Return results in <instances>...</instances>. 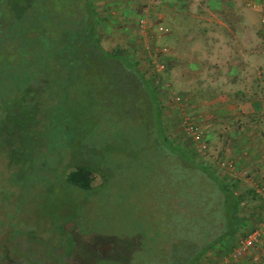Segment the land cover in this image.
<instances>
[{"label": "rangeland", "instance_id": "obj_1", "mask_svg": "<svg viewBox=\"0 0 264 264\" xmlns=\"http://www.w3.org/2000/svg\"><path fill=\"white\" fill-rule=\"evenodd\" d=\"M94 1L101 46L109 53L124 54L135 62L144 79L151 84L161 111V128L168 140L191 158L193 164L214 170L242 198L240 231L208 251L197 264H264V0L220 1L238 4L243 9L238 16L249 27H243L238 42L225 43L218 39L217 42L199 43L195 52L198 53L199 48L205 50L208 58L192 59L202 66L198 73L184 68L183 63L189 58L182 59V56L179 60L177 53H173L177 46L169 38V28L161 21H152L151 15L147 16L151 11H146V2L153 3L152 0ZM197 1L205 3V0ZM130 2L133 8L127 11ZM116 3L119 5H114ZM159 27H164L166 32H160ZM162 48L166 52H159ZM228 49L238 57L231 55L230 60L222 59L221 54ZM228 63H234L238 71L234 69V73H228L223 68ZM161 65L163 70L159 69ZM109 90L108 93L117 96L110 101L116 104L106 103L108 101L101 98L97 112L89 118L90 127L95 129L89 141L98 149H106L102 158L93 161L106 170L105 174L94 175L93 194L85 196L75 192L70 195L61 187L60 176L53 194L47 195L41 190L40 183L33 184L35 191H20L9 182L12 171L9 161L0 156V246L5 250L14 244L17 249H23L31 231L42 241L53 237L54 242L64 240L66 236L56 231L59 226L66 228L64 232L85 234L89 247L81 245L83 250L92 249L99 242L120 239L129 246L136 233L148 230H157L166 236L181 232L178 237L189 240L186 221L181 220L179 224L168 221L170 226L182 224V231L181 227L165 226L162 219L166 215L174 217L175 210L184 213L174 199L178 180L173 177L182 161L164 152L155 159L149 156L160 133L151 125L139 123L145 110L141 93L131 90V94H139L137 103H133L132 96L120 102L118 96L128 91L118 86ZM82 103L80 105L86 107V99ZM196 129L202 133L204 149L202 141H195L192 134ZM102 137L105 142L100 141ZM81 139L74 148L84 145ZM48 155L51 164L55 161L54 155ZM239 159H242L241 164H238ZM229 162L233 163L232 168L223 165ZM182 194V205L190 210L189 195ZM166 200L171 202L164 206ZM165 208L169 213L165 214ZM176 218L180 219L178 214ZM63 219L71 220L64 222ZM255 230L259 231L256 242L239 259L231 261L229 255L236 244ZM175 241L173 238L170 243ZM204 241L198 238L191 244L200 246ZM170 243L161 245L157 240L152 246V257L144 250L134 252L131 254L134 257H128L126 263L161 264ZM103 244H97L95 251ZM123 253L120 247L118 255L123 257Z\"/></svg>", "mask_w": 264, "mask_h": 264}, {"label": "trees", "instance_id": "obj_2", "mask_svg": "<svg viewBox=\"0 0 264 264\" xmlns=\"http://www.w3.org/2000/svg\"><path fill=\"white\" fill-rule=\"evenodd\" d=\"M98 26L94 0H0V156L11 165L9 182L20 191L32 190L34 183H40L41 190L48 195L53 194L54 186H59L56 181L60 176L61 187L70 195L93 194L94 175L106 172L93 161L102 158L106 149H98L89 141L95 130L90 127L89 118L97 112L101 98L106 103L117 99L107 92H111L109 88L118 86L130 93L118 96L120 102L132 96L133 103H137L139 94H131V90L139 92L145 106L139 123L151 125L160 133L150 152L157 149L156 157L164 152L182 161L173 177L178 180L174 199L184 213L175 210L174 217L166 215L162 219L166 221L165 226L181 227L182 231V224L170 226L168 221H178V224L186 221L189 240L178 237L181 232L166 236L157 230H148L136 233L129 246L123 239L97 243L111 245L112 252L105 257L98 256L97 244L92 249L86 248L83 264H127L131 254L143 250L152 257V246L157 240L164 245L173 238L176 241L162 255L161 264H197L208 251L240 231L242 198L214 170L193 164L191 158L172 145L161 128V111L153 87L135 62L124 54L103 49ZM83 99L86 107L80 105ZM80 139L84 145L74 148ZM100 141L106 139L102 137ZM48 154L54 155L55 161L51 164ZM183 192L189 195V201L185 200L190 210L182 205ZM170 202L166 200L164 206ZM165 210V214L169 213L168 208ZM177 214L180 219L176 218ZM56 231L66 236L56 242L88 246L85 234L64 232V226L57 227ZM198 238L205 240L202 245L191 244ZM28 241L42 242L34 231L29 232ZM120 247L124 258L118 255Z\"/></svg>", "mask_w": 264, "mask_h": 264}, {"label": "crops", "instance_id": "obj_3", "mask_svg": "<svg viewBox=\"0 0 264 264\" xmlns=\"http://www.w3.org/2000/svg\"><path fill=\"white\" fill-rule=\"evenodd\" d=\"M152 1L153 3L146 2V11H151L147 16L151 15L153 18L151 19L152 21H161L164 26L169 28V38H171V42L174 46H177V48L175 47V50H173V53H177L176 55L179 60L182 56H184L182 59L189 58V61L183 63V65H185V69L191 72L198 73L202 70L201 64L194 63L192 59L208 58L207 53L204 52L205 50L199 48V52H195L199 43L217 42L218 39L225 43L232 41L238 42L239 38L242 36L241 31L243 27L245 25L249 27V24H245V20L238 16L239 12L243 9L237 6L238 4L236 5L228 1L205 0V3L197 0ZM114 5L118 6L119 3ZM127 7L129 8L127 11L130 10V7L133 8L131 2ZM156 26H158L157 23ZM164 38L166 39L167 37ZM182 46H184V48ZM221 55V58L226 61L232 58L231 55L238 57V55H235V52L230 53L229 49ZM223 68L227 70L228 73L230 71L233 72L234 69L238 71L234 67V63H228V66L226 65ZM241 160L242 159L238 160V164L242 163Z\"/></svg>", "mask_w": 264, "mask_h": 264}, {"label": "flooded vegetation", "instance_id": "obj_4", "mask_svg": "<svg viewBox=\"0 0 264 264\" xmlns=\"http://www.w3.org/2000/svg\"><path fill=\"white\" fill-rule=\"evenodd\" d=\"M153 148L154 146L152 145L151 149L153 150ZM156 150L149 155L152 156V159L156 157ZM101 246L96 249L100 257L112 251L111 249L101 255L98 251ZM17 248L18 246L15 244L10 246L9 250H5V248L0 246V264H83L85 255L83 248L79 244L49 240L34 243L28 242L23 249L19 250Z\"/></svg>", "mask_w": 264, "mask_h": 264}, {"label": "built area", "instance_id": "obj_5", "mask_svg": "<svg viewBox=\"0 0 264 264\" xmlns=\"http://www.w3.org/2000/svg\"><path fill=\"white\" fill-rule=\"evenodd\" d=\"M141 24H144V21L140 22ZM158 30L160 32H165V30L163 28H158ZM159 52H166L165 48H162L159 50ZM158 68V65H157ZM160 70L164 69V66L161 65L159 67ZM194 136L195 141H202V148H205V144L203 143V138H202V133L200 131H198L197 129L194 130V132L192 133ZM224 166L226 165L228 168H232L233 167V163L229 162L227 164H223ZM259 236V231L255 230L253 231L251 234H249L248 236H246L245 238H243L242 240H240L235 248L233 249L232 253L229 255V258L231 261H235L237 259H239L257 240Z\"/></svg>", "mask_w": 264, "mask_h": 264}, {"label": "water", "instance_id": "obj_6", "mask_svg": "<svg viewBox=\"0 0 264 264\" xmlns=\"http://www.w3.org/2000/svg\"><path fill=\"white\" fill-rule=\"evenodd\" d=\"M65 230H66V228H64ZM112 249V247L111 246H109V245H102L100 248H99V253L101 254V255H103V254H105L106 252H109L110 250Z\"/></svg>", "mask_w": 264, "mask_h": 264}]
</instances>
